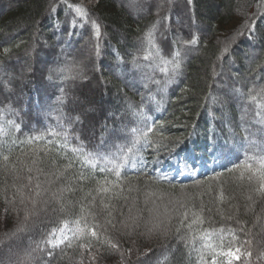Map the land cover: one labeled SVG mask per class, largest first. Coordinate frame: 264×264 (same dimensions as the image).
Wrapping results in <instances>:
<instances>
[{
    "label": "trees",
    "instance_id": "16d2710c",
    "mask_svg": "<svg viewBox=\"0 0 264 264\" xmlns=\"http://www.w3.org/2000/svg\"><path fill=\"white\" fill-rule=\"evenodd\" d=\"M92 83L104 101L83 113ZM253 96L264 101V0H16L0 11V264H202L208 230L251 253L233 264H264Z\"/></svg>",
    "mask_w": 264,
    "mask_h": 264
},
{
    "label": "snow or ice",
    "instance_id": "6c2138e0",
    "mask_svg": "<svg viewBox=\"0 0 264 264\" xmlns=\"http://www.w3.org/2000/svg\"><path fill=\"white\" fill-rule=\"evenodd\" d=\"M76 11L82 16V17H86L87 16V10L82 8V7H77ZM96 35L97 37H99V26L96 25ZM151 36V33H149V38ZM190 43H195V38L190 42ZM147 58V57H145ZM176 67H179V62H176ZM252 100L255 101L257 103V106H259L261 103H264V101H260L257 99L256 96L252 97ZM0 131H2V129H0ZM133 133H136V129L132 130ZM151 131V129H147L143 134L147 135V132ZM137 143V140H133L131 142V146L127 148V153H131L133 151V149L135 148ZM120 154L119 156H114L113 159H119L121 161H125L127 159V155L125 153V151L123 149L119 150ZM88 157L93 160V161H97V160H104L107 164H111L112 160H109L108 158H106L103 155H97V154H93V153H88ZM5 159H7V157H5ZM252 158L249 157L248 160H251ZM114 168H116L117 170L122 166L121 164L117 163L113 165ZM241 167H243L245 170H249L252 171L253 166L252 163L250 162H243ZM259 171L260 174V179L262 181V183L260 184V187L258 190L260 191H264V158L259 160V169L257 170ZM253 174H256V171H253ZM117 175H119V172L117 171ZM241 176H243V172H241ZM37 189L39 188V185L36 186ZM36 195H39V192L37 191L35 193ZM34 202V201H33ZM182 216L184 219L180 220V223L183 224L184 220L187 219L188 214L187 212L182 213ZM27 212L25 213V219H27ZM195 222V221H193ZM77 225H79V221L76 222ZM95 227H99V226H95ZM189 227H191V225H189ZM20 230H23L22 227ZM67 230V222H64L60 228L57 229H53L50 234H49V240L47 241L52 247H58L59 244L64 243V241L67 239V236L65 235V232ZM76 231H79L81 234H83V229H79L77 228ZM88 231L90 232L92 237H97V231L94 230V228H89ZM177 231H179V229H177ZM220 232H223V229L219 230ZM58 237V239H56L55 241L52 239V237ZM212 236V230H208L205 231L203 236L201 237L202 240V247L208 248L211 250V260H206L203 256L201 257L202 260V264H216V257L217 256H223L225 259L223 261V264H233V261H239L241 259L242 255H246L247 257L251 256V253H242L241 248L240 247H232L231 245L225 249L223 247V238L221 237V244L219 249L217 247H215L211 242H210V238ZM233 239H235V237H233ZM110 243V246L112 248H117V244L115 243ZM71 246V245H69ZM81 247H86V245H81Z\"/></svg>",
    "mask_w": 264,
    "mask_h": 264
},
{
    "label": "rangeland",
    "instance_id": "374dc122",
    "mask_svg": "<svg viewBox=\"0 0 264 264\" xmlns=\"http://www.w3.org/2000/svg\"><path fill=\"white\" fill-rule=\"evenodd\" d=\"M4 3V5L1 7L0 11H5L6 9H10L14 6V3H16V0H2ZM78 1L80 4H82L83 6H86V7H89L91 9H94L96 7H98V3L100 0H76ZM118 2H120V0H118ZM134 10L135 11H139L140 9L138 7H134ZM134 15V14H133ZM110 30L116 34V33H120L118 31V29L116 28H113L111 27ZM121 34V33H120ZM119 34V35H120ZM22 37V36H21ZM38 35L36 37V40H38ZM12 40V38L10 39ZM22 40V39H21ZM81 57V55H79ZM88 54L85 55V60L88 59ZM82 57H84V55H82ZM46 62V60H44L43 58H37V60H35V66L38 68V69H41L44 67V63ZM22 63V62H21ZM78 63H80V61L78 60ZM24 63L21 64V66H23ZM80 65V64H79ZM79 65L76 66L79 67ZM47 66V65H46ZM24 67V66H23ZM22 68V67H21ZM24 73V70H18L17 74L18 75H22ZM97 88V83H92L91 86H90V89L89 90L88 88H84V89H80V93L84 99V104L85 103H89L90 104V107L91 108H85V110L83 111V113H89L91 110H96L98 111L99 109V106H101V104L103 103V99H101V97L98 96V94L95 95V90ZM91 92V93H90ZM97 92V91H96ZM76 98H80L81 96H75ZM101 109V108H100ZM199 118V117H198ZM8 259H6L7 261ZM118 262V261H117ZM111 262V264H119V262ZM7 263V262H5ZM123 264V263H122Z\"/></svg>",
    "mask_w": 264,
    "mask_h": 264
},
{
    "label": "bare ground",
    "instance_id": "6f19581e",
    "mask_svg": "<svg viewBox=\"0 0 264 264\" xmlns=\"http://www.w3.org/2000/svg\"><path fill=\"white\" fill-rule=\"evenodd\" d=\"M73 100V99H72ZM100 110V108L98 109V111ZM95 112V115H97L96 114V111H94ZM106 115H107V113H104V115L103 114H101L100 116H102V118L105 120L106 119ZM84 118L86 119V120H88V121H90V122H92V121H94V120H99L100 122L102 121V120H100L99 118H98V116H94V117H91V118H89L87 115H84Z\"/></svg>",
    "mask_w": 264,
    "mask_h": 264
}]
</instances>
